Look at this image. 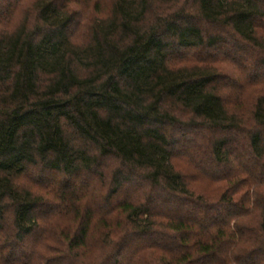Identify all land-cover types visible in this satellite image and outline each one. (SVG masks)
I'll return each instance as SVG.
<instances>
[{"label":"trees","instance_id":"16d2710c","mask_svg":"<svg viewBox=\"0 0 264 264\" xmlns=\"http://www.w3.org/2000/svg\"><path fill=\"white\" fill-rule=\"evenodd\" d=\"M0 264H264V0H0Z\"/></svg>","mask_w":264,"mask_h":264}]
</instances>
